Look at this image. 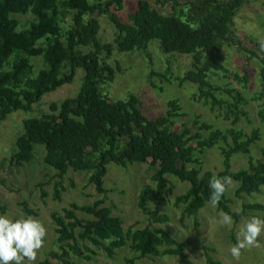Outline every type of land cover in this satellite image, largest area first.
<instances>
[{
  "label": "trees",
  "instance_id": "trees-1",
  "mask_svg": "<svg viewBox=\"0 0 264 264\" xmlns=\"http://www.w3.org/2000/svg\"><path fill=\"white\" fill-rule=\"evenodd\" d=\"M254 0H0V121L15 110L29 111L45 93L71 83L77 68L83 70L81 85L73 97L51 102L48 111L23 121V132L16 138V151L9 158L12 166H21L33 159V145L45 149L42 162L53 168L58 180L53 184V199L60 200L64 190L62 177L68 169L91 171L89 182L98 193L104 192L103 176L109 163L125 167L132 163H149L157 166L153 175L155 187L144 186L138 195L137 205L152 222L164 224L169 221L165 213H156L147 207V199H162L168 187L167 176L188 184L184 194L177 195L174 205L183 206L181 219L194 217L209 201V180L212 176H231L237 184L234 195L259 192L264 186V160L248 168L231 170V157L238 153H250V145L260 138L257 129L244 135L233 128L224 132L212 125L195 120L197 130L188 126L175 128L178 101H167V109L154 117L144 114L140 97L130 93L123 101L109 98L104 84L113 80L114 68L109 64L113 53L124 54L142 51L150 58L154 44L169 63L186 58V65L179 83L193 84L194 96L210 108L228 110L233 123L245 116L238 105L228 98L238 100L242 95L235 88L221 86L212 80L215 68L229 72L222 62L225 50L244 52L246 60L254 59L260 64V91L264 95V43L255 41L253 48L238 45L234 29L235 18L244 5ZM125 10V14L121 12ZM30 12L34 19L29 26L18 29V21L11 14ZM61 17L69 18L66 29L60 25ZM111 25V42L98 38L101 22ZM40 57L43 68L32 75V58ZM118 68V60L114 58ZM167 63V64H168ZM174 64V62L169 63ZM151 62L150 76L157 74ZM170 70V67H167ZM242 76L232 72L238 83L248 80L246 66ZM166 78V77H165ZM235 93V94H233ZM264 120V113L260 112ZM202 130H208L206 135ZM230 138L231 144L227 143ZM221 148L223 170L213 173L202 171L201 159L196 152L212 148L218 141ZM264 155V149H263ZM39 183L40 197L46 196ZM96 200L90 205L71 204L64 209V216L52 212L51 218L57 234L56 243L60 253H50L63 264L68 246L74 254L80 249L76 239L87 240L99 246L111 257L114 251L126 245L141 256L160 254V246H172L164 254L177 255L187 262L184 248L187 241H178L163 228L148 226L123 231L122 221L112 216L110 209L100 206ZM24 216L35 215L26 201L20 203ZM228 212L234 219L242 212H232L226 193L216 206ZM264 211V203L244 204L243 209ZM6 206L0 203V213ZM75 210L91 215L78 218ZM64 218L69 222H65ZM264 219V217H262ZM194 225L197 222L194 221ZM75 229H78L77 238ZM73 241V243H68ZM93 253V251H91ZM90 255L85 256L90 259ZM209 264H218L208 255ZM46 263V262H44Z\"/></svg>",
  "mask_w": 264,
  "mask_h": 264
},
{
  "label": "rangeland",
  "instance_id": "rangeland-1",
  "mask_svg": "<svg viewBox=\"0 0 264 264\" xmlns=\"http://www.w3.org/2000/svg\"><path fill=\"white\" fill-rule=\"evenodd\" d=\"M125 14V10L121 12ZM11 17L18 21V29H24L34 19V16L27 12L25 14H11ZM60 20V25L66 29L69 18ZM237 44L246 48H253L255 41L264 43V0H254L242 7L235 18L234 24ZM113 30L106 19L101 22V31L98 38L102 42H111ZM226 59L222 65L229 70L224 72L219 67L215 68L212 80L229 88H235L241 93L238 100L224 96L228 102L238 105V110L246 112L240 115L236 123L232 121L231 113L228 118H224L226 111L218 107L210 108L209 103H204L194 96L195 87L193 84L179 83L175 77H179L186 65V58L177 60L172 57L169 64L165 57L158 52L156 45L151 46V57L142 51H132L124 54L113 53L109 64L114 68L113 80L104 84L106 94L110 99L121 102L130 93L140 97L144 107V114L154 117L164 112L167 101L176 99L178 101L180 115L175 119V128L188 126L192 130H197L195 120L204 121L213 128L222 129L227 132L233 128L240 130L244 135L249 134L253 129H257L260 138L250 145V153H238L231 157V170L248 168L251 162L264 160V120L260 117V112L264 113V95H259L260 64L254 60H246L244 52L237 49L225 50ZM114 58L118 60V68ZM32 75L44 64L40 57L32 58ZM151 62L154 71L160 75L150 76ZM168 63V64H167ZM247 68L248 80L245 83H238L232 72L242 76L243 67ZM170 67V70L167 69ZM166 77V78H165ZM83 78V70L77 68L71 83L61 85L59 88L45 93L38 103L33 105L29 111L15 110L10 112L5 119L0 121V203L6 206L3 215L16 219L25 217L20 203L26 201L28 207L35 211L33 218L40 220L47 228L48 235L45 245L40 250L35 264H63L62 260L54 258L50 253H60L61 250L56 243L57 234L55 224L52 221L51 213L55 212L64 216V209H70L71 204L78 206L90 205L96 200L102 201L100 206L110 209L112 216H117L122 221L123 231H134L148 226L151 229L163 228L178 241H187L184 248L187 262H183L177 255L164 254V250L172 246H160L158 256H141L138 252L129 247L130 241L126 245L114 251L109 257L99 246H94L87 240L77 238L78 229H75L76 245L80 251L74 254L68 246H64L67 251L65 260L72 264H209L206 256L211 257L218 264H264V234L259 237V247L243 250L240 260L235 261L229 253V248L236 243V234L239 226L252 216L264 217V211H254L243 209L244 204L264 203V186L259 192L242 194L240 197L234 195L237 184L233 185L226 192L228 206L232 212H242L239 218L234 219L231 227L220 226L215 221L222 210L213 208L206 203L202 207L196 218L184 217L181 219L183 206H175L174 199L177 195L184 194L188 184L180 180L167 176L168 187L162 199L149 196L147 199L148 209L156 213H165L169 221L164 224L152 222L150 217L144 214L138 207V195L144 186L155 187L153 175L157 166L149 163H132L121 167L112 163L107 164L106 172L103 176L104 192L98 193L92 183L89 182L91 171H74L68 169L62 177L64 190L61 192L60 200L53 199V184L58 180L56 171L42 162L45 149L42 145H33L34 157L29 162L22 163L15 167L8 163L9 158L16 151V138L23 132V121L29 117L40 116L48 111L51 102L73 97L78 91ZM235 94V93H233ZM208 130H202L206 135ZM227 143L231 144L230 138ZM221 148L226 145L220 140L212 148H205L202 152H196L201 159L202 171L209 170L217 173L223 170ZM39 183L46 196L41 199ZM78 218H92L91 215L75 210ZM65 222H69L64 218ZM194 221L197 225H194ZM73 243V241H68ZM93 251V253L91 252ZM90 255V259L85 256ZM46 262V263H44ZM27 264V262H26Z\"/></svg>",
  "mask_w": 264,
  "mask_h": 264
},
{
  "label": "clouds",
  "instance_id": "clouds-1",
  "mask_svg": "<svg viewBox=\"0 0 264 264\" xmlns=\"http://www.w3.org/2000/svg\"><path fill=\"white\" fill-rule=\"evenodd\" d=\"M233 183L231 176H212L209 180V206L215 208ZM215 222L222 227H231L234 219L228 212H223ZM262 234L264 219L252 216L243 222L238 228L236 243L229 248L232 258L239 261L243 250L259 247ZM47 235V228L36 218L26 216L13 219L0 214V264H35Z\"/></svg>",
  "mask_w": 264,
  "mask_h": 264
}]
</instances>
